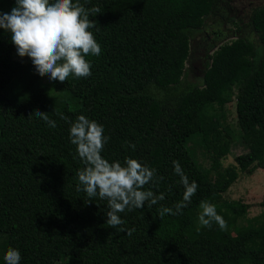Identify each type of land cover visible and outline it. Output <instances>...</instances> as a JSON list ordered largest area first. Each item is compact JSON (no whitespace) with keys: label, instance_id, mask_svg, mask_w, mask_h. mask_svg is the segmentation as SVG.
<instances>
[{"label":"trees","instance_id":"16d2710c","mask_svg":"<svg viewBox=\"0 0 264 264\" xmlns=\"http://www.w3.org/2000/svg\"><path fill=\"white\" fill-rule=\"evenodd\" d=\"M214 2L73 0L86 9L101 8L90 15L96 27L89 31L102 51L86 57L89 77L70 74L65 82H44L49 76H40L30 57L14 59L11 32L0 28V264L9 248L20 251V264H264V217L238 223L248 204H215L227 230L215 222L211 227L196 223L201 202L216 201L237 170L264 175V3L250 11L246 22L255 40L237 26L225 34L234 39L208 47L214 49L206 54L199 82L179 89L189 35L204 26ZM15 6L16 0H0V14ZM232 100L251 112L252 121L240 135L247 151L234 157L237 170L221 174L216 167L213 177L187 143L194 138L211 152L216 166L227 151L221 108ZM37 109L57 127L37 118ZM81 114L103 125L110 137L101 153L105 159L123 164L134 158L156 169V181L145 190L163 193L165 199L120 214L124 227L135 229L131 236L107 225L106 200L85 202L77 177L85 165L69 136ZM174 161L198 190L182 214L161 219L159 207L183 199ZM258 206L264 213V193ZM234 237L244 240L232 252Z\"/></svg>","mask_w":264,"mask_h":264},{"label":"clouds","instance_id":"9594fccd","mask_svg":"<svg viewBox=\"0 0 264 264\" xmlns=\"http://www.w3.org/2000/svg\"><path fill=\"white\" fill-rule=\"evenodd\" d=\"M97 13H101L100 7L86 9L79 3L74 4L73 0H56L53 4L49 0H16L10 13L0 14V28L11 32L18 55L30 57L40 76L48 75L50 80L65 82L70 74L89 77L91 62L86 57L101 54L100 44L89 31L96 27V21L89 17ZM35 116L48 127H57L47 112L37 109ZM61 119L67 121L68 117L62 115ZM69 136L85 165L77 173L79 185L88 197L85 202L94 198L106 200L107 225L131 236L135 229H126L120 214L141 209L146 204L152 207L165 199L163 193L156 195L152 190H145L146 185L156 181V169L134 158H126L123 164L105 159L101 153L110 137L104 135L103 125L83 114L71 123ZM129 146L135 149V144ZM173 165L185 190L181 201L172 207L158 208L161 219L167 214H182L198 190V184L189 182L179 162L174 161ZM201 208L199 222L202 226L211 227L215 222L221 230H227V222L217 213L215 205L201 202ZM21 259L20 251L15 248H9L4 255L5 264H20Z\"/></svg>","mask_w":264,"mask_h":264},{"label":"rangeland","instance_id":"374dc122","mask_svg":"<svg viewBox=\"0 0 264 264\" xmlns=\"http://www.w3.org/2000/svg\"><path fill=\"white\" fill-rule=\"evenodd\" d=\"M264 0H217L215 5L216 12L209 15L205 19L203 27L199 30L192 31L189 35V49L188 56L184 63V74L179 83V89L185 87L187 84L198 83L204 64L206 54H209L214 47H208L213 43L220 44L228 42L235 38L233 34L225 35L228 31L235 30L237 26H241L240 32L251 41L255 40V34L246 25L250 11L258 6L263 5ZM220 28L222 35L221 40L216 39L210 35L206 38V34H210V30ZM12 57L17 60H24L26 56L20 57L17 53V48L14 49ZM44 82L49 81V77L43 78ZM223 114L222 126H225L224 143L226 144V153L219 156L218 164L214 166V158L211 157V152L206 151L199 146L195 139L192 138L187 143V148L191 151L192 156L197 161L200 167L208 168L210 175L216 177L217 171L221 174L228 172L229 169H236L234 157L243 154L247 151V147L241 140L240 135L246 130L247 125L252 121L251 112L247 109L237 108L234 100L225 104L221 108ZM222 128H219L221 130ZM237 170V169H236ZM236 179L231 183L228 189L223 192L220 197L212 204L215 205L218 201H235L248 204L246 212L238 219V223L244 224L247 219L254 217L262 218L264 213L258 206V202L264 193V175L260 170H255L250 175H243L238 170ZM202 208L197 210L196 223L200 224L199 216ZM235 232L232 230L231 235ZM235 238V237H234ZM243 238H235L230 244L232 252L238 251L243 244ZM4 247V237L0 235V255Z\"/></svg>","mask_w":264,"mask_h":264},{"label":"flooded vegetation","instance_id":"af4514ba","mask_svg":"<svg viewBox=\"0 0 264 264\" xmlns=\"http://www.w3.org/2000/svg\"><path fill=\"white\" fill-rule=\"evenodd\" d=\"M217 4V0H215V2H214V6H213V8L211 9V14L212 13H215L216 12V8H215V5ZM220 29V28H219ZM218 28H216L215 30H210V34H206V32H204L205 33V37L206 38H208V37H210V35L211 36H219V35H221V32H220V30H219ZM229 32V31H228Z\"/></svg>","mask_w":264,"mask_h":264}]
</instances>
